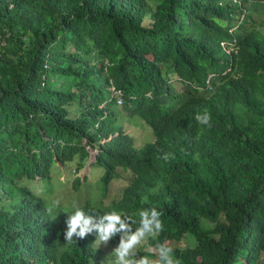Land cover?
<instances>
[{
  "label": "trees",
  "instance_id": "trees-1",
  "mask_svg": "<svg viewBox=\"0 0 264 264\" xmlns=\"http://www.w3.org/2000/svg\"><path fill=\"white\" fill-rule=\"evenodd\" d=\"M260 26L264 0H0V264H106L119 236L65 243L74 202L137 220L156 207L151 243L183 242L181 264H264ZM119 99L152 141L133 145ZM101 138L104 182L125 181L105 203L73 174Z\"/></svg>",
  "mask_w": 264,
  "mask_h": 264
},
{
  "label": "clouds",
  "instance_id": "clouds-1",
  "mask_svg": "<svg viewBox=\"0 0 264 264\" xmlns=\"http://www.w3.org/2000/svg\"><path fill=\"white\" fill-rule=\"evenodd\" d=\"M117 103H120V99ZM195 119L200 125L211 127V115L207 109L197 113ZM124 132L127 133L128 131ZM106 140L105 138L98 139L95 147H87V152L89 148L93 149V158L90 159L91 157L87 154L83 165L73 173L81 184L89 186L91 182L86 175L90 176L91 170L95 169V166L102 169V172L99 170L97 175L99 179L98 185L95 186L94 184V192H97V194L93 192L91 196L97 203L100 201L105 203L110 198H118L125 186V181L123 180L122 187L116 193H112L111 197L108 196L113 180L122 179L117 177L109 182L108 180L104 182L106 172L102 166L95 163L97 146L103 144ZM145 143H138V146L133 143V145L140 147ZM170 158L174 157L169 153H165L161 157L165 162ZM85 168H88L85 174H77L81 169ZM59 205V201L54 203V207L58 208ZM72 209V213L67 215L65 220L66 228L63 231V238L66 244H76L77 240H82L88 235L95 234L94 243L99 247L101 244L107 245L110 240L119 236L118 244L109 255L111 259L106 258V264H181V261L173 256V248L169 247L167 242L151 243V241L157 240L160 233L164 230L163 221L161 220L163 213L158 211L156 207L138 209L136 213L139 217L138 220L116 210L107 211L101 215L89 214L75 202L72 204ZM133 225H136V227L134 228ZM141 246L145 248L148 254L155 256V259H151L149 255H139L138 249Z\"/></svg>",
  "mask_w": 264,
  "mask_h": 264
},
{
  "label": "rangeland",
  "instance_id": "rangeland-1",
  "mask_svg": "<svg viewBox=\"0 0 264 264\" xmlns=\"http://www.w3.org/2000/svg\"><path fill=\"white\" fill-rule=\"evenodd\" d=\"M255 28L259 29L260 32L264 33V27L260 26V27H255ZM116 105L118 106V107H116V111L118 112L116 114V119H117L118 123L120 124V126L124 129V131L129 130V135L133 139L134 145L138 146L137 145L138 143L140 144L141 142L145 143V142L151 141L152 140L151 128L147 124H145L139 117H136L134 115L131 116L129 113H127L122 108H120V104L116 103ZM88 150H89L88 151L89 157H91L90 159H92L93 158L92 157L93 149L89 148ZM86 170H88V168L81 169L77 174H80V175L85 174ZM99 170H101V172H102V169L100 167L95 166V169L91 170L90 176L86 175L87 179H90L91 185H89L85 189H82L84 192L81 190L82 195H84V194L93 195L94 184H95V186H97L98 182H99V179L97 178ZM57 178L62 183L59 191L64 189V188L71 187L70 186V179L64 178L62 175L61 176L59 175ZM123 182H124L123 180L114 179L110 185V193H108V196L111 197L112 193H116L122 187ZM33 183L34 182H31L30 184H33ZM82 185H86V184H82ZM54 187L57 188V186H54ZM94 193L97 194V192H94ZM63 194H64L63 198L65 200L69 199L70 196L72 195L71 192H67V193H63ZM53 195L55 197L59 198L58 192H55ZM59 199H62V198H59ZM167 244L170 247H173L172 245H175V244L178 246H183V242H178V243L169 242ZM101 245H103V244H101ZM115 247H112V246L108 247L107 246V249H108L107 252L110 250H113ZM139 249H142V248L140 247ZM105 254L107 255L105 257V262H106V258L108 257V259H111V257H109V255L107 253H105ZM100 264H102V263H100Z\"/></svg>",
  "mask_w": 264,
  "mask_h": 264
},
{
  "label": "built area",
  "instance_id": "built-area-1",
  "mask_svg": "<svg viewBox=\"0 0 264 264\" xmlns=\"http://www.w3.org/2000/svg\"><path fill=\"white\" fill-rule=\"evenodd\" d=\"M115 92L117 93V92H119V90H115ZM118 102H119V100H118Z\"/></svg>",
  "mask_w": 264,
  "mask_h": 264
}]
</instances>
